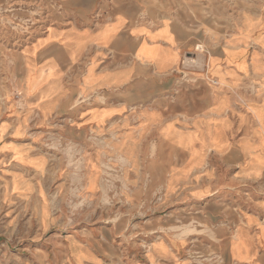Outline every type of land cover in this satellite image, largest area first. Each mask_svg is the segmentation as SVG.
<instances>
[{"label": "crops", "instance_id": "1", "mask_svg": "<svg viewBox=\"0 0 264 264\" xmlns=\"http://www.w3.org/2000/svg\"><path fill=\"white\" fill-rule=\"evenodd\" d=\"M207 29L145 17L135 0L37 29L12 56L27 105L21 116L0 106V164L14 175L46 170L34 149L51 139L84 160L72 174L91 190L114 161L164 215L175 200L207 225L208 242L188 247L212 257L196 264H264V12ZM68 242L75 264L101 261L88 243ZM181 249L156 238L148 264H172Z\"/></svg>", "mask_w": 264, "mask_h": 264}, {"label": "rangeland", "instance_id": "2", "mask_svg": "<svg viewBox=\"0 0 264 264\" xmlns=\"http://www.w3.org/2000/svg\"><path fill=\"white\" fill-rule=\"evenodd\" d=\"M113 1L0 0L1 108L12 104L19 116L25 113L27 104L15 84L12 56L29 45L37 29L80 24L96 8ZM135 1L145 17L204 31L213 25L233 30L246 16L259 19L264 12V0ZM34 150L47 157L48 169L14 175L0 164V264H75L69 239L88 243L93 256L101 258H94L96 264H148L152 242L163 236L184 248L172 256V264H183L184 258L188 264L210 263V251L188 247L208 242L207 225L197 222L191 211L180 210L179 201L173 200L171 215H164L163 208H156L159 197L135 190L138 177L116 174L114 161L108 159L103 162L108 174L99 177L95 189L87 190L85 176L72 174L84 160H75L66 145L48 139ZM128 166L125 161L124 169ZM58 167L66 170L63 176ZM11 177L19 178L20 185L11 184Z\"/></svg>", "mask_w": 264, "mask_h": 264}, {"label": "bare ground", "instance_id": "3", "mask_svg": "<svg viewBox=\"0 0 264 264\" xmlns=\"http://www.w3.org/2000/svg\"><path fill=\"white\" fill-rule=\"evenodd\" d=\"M190 59V58H189ZM192 66V65H191Z\"/></svg>", "mask_w": 264, "mask_h": 264}]
</instances>
